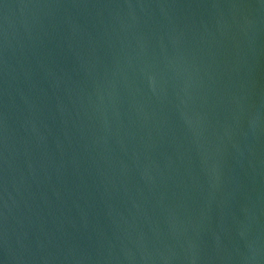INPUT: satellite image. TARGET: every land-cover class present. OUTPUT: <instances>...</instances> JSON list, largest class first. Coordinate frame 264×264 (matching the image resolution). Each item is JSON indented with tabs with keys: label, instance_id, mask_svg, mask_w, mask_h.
I'll return each mask as SVG.
<instances>
[{
	"label": "water",
	"instance_id": "95a60500",
	"mask_svg": "<svg viewBox=\"0 0 264 264\" xmlns=\"http://www.w3.org/2000/svg\"><path fill=\"white\" fill-rule=\"evenodd\" d=\"M0 264H264V0H0Z\"/></svg>",
	"mask_w": 264,
	"mask_h": 264
}]
</instances>
